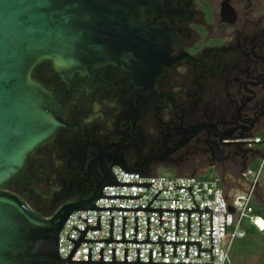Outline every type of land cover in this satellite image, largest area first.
Returning a JSON list of instances; mask_svg holds the SVG:
<instances>
[{"label":"flooded vegetation","instance_id":"flooded-vegetation-1","mask_svg":"<svg viewBox=\"0 0 264 264\" xmlns=\"http://www.w3.org/2000/svg\"><path fill=\"white\" fill-rule=\"evenodd\" d=\"M120 1L130 29L116 60L32 71L63 122L0 190L45 218L117 168L226 180L264 161V0Z\"/></svg>","mask_w":264,"mask_h":264},{"label":"water","instance_id":"water-1","mask_svg":"<svg viewBox=\"0 0 264 264\" xmlns=\"http://www.w3.org/2000/svg\"><path fill=\"white\" fill-rule=\"evenodd\" d=\"M120 0H0V188L22 173L28 155L48 140L63 122V110L53 96L32 78L33 69L43 61H51L56 68L75 71L87 66L116 60L129 39L128 22L120 17ZM123 170V169H122ZM127 174H138L127 172ZM154 183H120L115 174L91 198L62 208L51 218L33 211L19 196L0 190V264H186L149 262H116V249L112 261H72L81 243L198 245L200 252H210L214 261V246L201 249V242L149 241L150 218H147V240H138V218H135L134 240H126V218H122V240H113L114 217H110V240H85L88 231H101V217L97 226H86L67 259L59 254V236L75 212L82 211H145L159 212V225L163 227L162 213H176V235H179V213H188V236H191L190 213H199V236H202V213H211V243H214V210L149 208H98L99 199L140 200L142 196H104L105 187H151ZM168 191V190H167ZM185 201V200H183ZM231 212H234L231 209ZM81 219V217H80ZM88 223V217L83 220ZM167 232V230H166Z\"/></svg>","mask_w":264,"mask_h":264},{"label":"built area","instance_id":"built-area-1","mask_svg":"<svg viewBox=\"0 0 264 264\" xmlns=\"http://www.w3.org/2000/svg\"><path fill=\"white\" fill-rule=\"evenodd\" d=\"M258 143L260 139H255ZM264 161L260 168L246 169L237 180L235 193L227 195L224 181L218 177H146L140 174H127L121 168L114 172L120 183H154L149 187H105L104 196H142L140 200L99 199L98 208H146L162 191L149 208L197 209L208 207L214 210V243H211V213H202V236H199V213H190L191 236H188V213H179V235H176V213L163 212V227L159 225V212L145 211H82L73 213L66 221L59 236V254L64 260L72 252L75 244L68 237L78 241L81 233L74 226L84 230L86 226H97V217H101V231H88L85 240H110V217H114L113 240H122V218H126V240H134L135 218H138V240H147V218H150L149 241H194L201 242V249L214 246V261L210 252H200L198 245H189V257L186 245H177V257H174V244H165L164 256H161V244H120V243H81L72 261H88V249H92L91 261H100L101 249H104V261H112V250L116 249V262L125 261L128 250V262H137V250H140V262H149V250H152V263L186 264H228L232 247L236 240L246 236L245 223L264 232V217L257 213V193ZM168 190V191H167ZM185 200V201H183ZM231 209L234 212H231ZM81 217V219H80ZM88 217V223L86 220ZM167 230V232H166Z\"/></svg>","mask_w":264,"mask_h":264},{"label":"trees","instance_id":"trees-1","mask_svg":"<svg viewBox=\"0 0 264 264\" xmlns=\"http://www.w3.org/2000/svg\"><path fill=\"white\" fill-rule=\"evenodd\" d=\"M259 164V163H258ZM255 170L260 168V165H252ZM257 213L261 214L264 217V211L260 206L257 207ZM243 229L246 232V236L242 239H238L234 242L232 247L231 258L228 264H231V261L234 264H237L238 258L250 259L257 255L261 256L260 264H264V235L260 232L255 226L250 223H245Z\"/></svg>","mask_w":264,"mask_h":264},{"label":"rangeland","instance_id":"rangeland-1","mask_svg":"<svg viewBox=\"0 0 264 264\" xmlns=\"http://www.w3.org/2000/svg\"><path fill=\"white\" fill-rule=\"evenodd\" d=\"M258 163L259 162H256L255 164H257L259 166L260 163L259 164ZM252 167H254V166H252ZM237 173H238V171H234L233 173H228V174H231V175L233 174V175L230 177H227L226 180H223L227 195H232L235 193L234 190H235L236 185L234 182H235V179L237 180V177H236ZM216 175H219V174L217 173V174H215V176ZM260 183H261V187H259L258 196H257V203L259 204L258 206H260V208H262L264 211V208H263V205H264L263 202L264 201L263 202L261 201V198L263 200V197H264V195H263L264 194V171H263V174L261 176ZM262 233L264 235V232H262ZM260 261H261V256L257 255L253 258H250V259L238 258L237 264H260ZM231 264H234V263L231 261Z\"/></svg>","mask_w":264,"mask_h":264}]
</instances>
